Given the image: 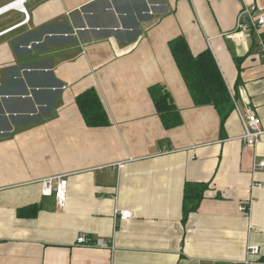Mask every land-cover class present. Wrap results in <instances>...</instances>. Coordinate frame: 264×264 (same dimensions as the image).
<instances>
[{
    "label": "crops",
    "instance_id": "0c3cea01",
    "mask_svg": "<svg viewBox=\"0 0 264 264\" xmlns=\"http://www.w3.org/2000/svg\"><path fill=\"white\" fill-rule=\"evenodd\" d=\"M244 4L264 10V0H26L29 20L0 34V264H230L247 245L264 259L254 168L264 134L247 146L240 117L253 111L264 129V58L236 28ZM11 12L0 32L23 19ZM177 36L213 55L236 104L223 121L194 104L169 47ZM153 87L179 124L164 125ZM89 89L105 125L78 107ZM67 173L60 207L38 180Z\"/></svg>",
    "mask_w": 264,
    "mask_h": 264
},
{
    "label": "trees",
    "instance_id": "16d2710c",
    "mask_svg": "<svg viewBox=\"0 0 264 264\" xmlns=\"http://www.w3.org/2000/svg\"><path fill=\"white\" fill-rule=\"evenodd\" d=\"M169 47L194 104L212 105L223 121L233 110L234 104L210 50L205 49L194 55L182 36L172 39ZM151 92L164 125L172 127L179 124L180 115L172 104L170 94L159 87H153ZM77 104L88 125L108 123L107 114L95 90L89 89L78 95ZM190 197L195 198V192ZM185 206L188 210V200H185Z\"/></svg>",
    "mask_w": 264,
    "mask_h": 264
},
{
    "label": "built area",
    "instance_id": "2783aa9c",
    "mask_svg": "<svg viewBox=\"0 0 264 264\" xmlns=\"http://www.w3.org/2000/svg\"><path fill=\"white\" fill-rule=\"evenodd\" d=\"M26 0H11L6 4L0 6V16L11 12L18 11L23 14V19L5 28L0 34L9 32L13 28L26 23L29 20V14L25 7ZM236 28L242 32H252L256 37V44L261 50L262 57L264 58V10L258 8L255 4H244L237 12ZM233 104L235 100L233 99ZM244 133L242 139L247 146L254 147L259 142L260 137L264 134V129L258 116L250 110H246L244 114L240 115ZM119 167L123 165L122 162L117 164ZM254 168L257 170L264 169V159L258 160L254 163ZM67 174L51 175L38 180L41 192L47 196H53L58 206L62 207L66 201L67 194ZM252 199L246 204L239 205V211L243 213H249ZM115 214L119 220H126L131 216L129 210L116 211ZM76 243L87 245V239L83 235H79L76 239ZM98 247H106L107 244L104 240L99 239L93 244ZM230 264H264V259L260 256L259 247L256 245H247L245 257L241 260L231 262Z\"/></svg>",
    "mask_w": 264,
    "mask_h": 264
},
{
    "label": "rangeland",
    "instance_id": "374dc122",
    "mask_svg": "<svg viewBox=\"0 0 264 264\" xmlns=\"http://www.w3.org/2000/svg\"><path fill=\"white\" fill-rule=\"evenodd\" d=\"M0 4H1V2H0ZM12 14L14 13V12H11ZM3 19V18H2ZM2 20H1V18H0V28H3L5 25L4 24H1V23H3V22H1ZM6 21H4V23H5Z\"/></svg>",
    "mask_w": 264,
    "mask_h": 264
}]
</instances>
